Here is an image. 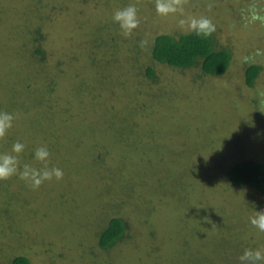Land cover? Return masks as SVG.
Returning a JSON list of instances; mask_svg holds the SVG:
<instances>
[{
	"label": "rangeland",
	"instance_id": "obj_1",
	"mask_svg": "<svg viewBox=\"0 0 264 264\" xmlns=\"http://www.w3.org/2000/svg\"><path fill=\"white\" fill-rule=\"evenodd\" d=\"M174 2L161 15L157 0H0V110L16 116L0 152L23 142L21 164L42 167L32 153L46 144L64 172L36 189L0 181V264H240L246 248L264 249L249 223L264 199L226 179L237 162L264 164V19H253L264 0ZM129 5L140 23L124 36L111 16ZM200 17L230 67L169 80L146 43ZM248 64L262 68L253 89ZM117 215L131 239L106 257L98 235Z\"/></svg>",
	"mask_w": 264,
	"mask_h": 264
},
{
	"label": "trees",
	"instance_id": "obj_2",
	"mask_svg": "<svg viewBox=\"0 0 264 264\" xmlns=\"http://www.w3.org/2000/svg\"><path fill=\"white\" fill-rule=\"evenodd\" d=\"M146 46L150 47L151 59L156 65V70L159 66H165L164 71H167L165 77L168 79L171 78L172 74H175V71L181 75L183 72L190 70L199 71L197 78L222 76L230 67L232 59L229 50L215 49L214 31L208 36L197 35L194 30L177 37L170 34L159 35L149 41V43H146ZM35 54L40 57V61H44L40 50H35ZM169 69L173 72H169ZM261 69V66L257 64H248L246 66L244 83L247 88H254ZM156 73L154 67L145 69V77L149 81H156V75H158ZM146 90L151 92L153 88L147 87ZM226 173V179L231 187L241 189V191L243 189L255 190L264 199V164L250 160L240 161L230 166ZM8 204L12 205L11 203ZM14 206L24 211L23 206ZM8 211L12 216L16 215L14 209H8ZM106 220L105 218L104 225ZM129 230V223L124 217H118V215L112 217L106 222V227L98 235V248L102 251L107 250L106 257H108L110 250L114 249L116 245L125 243L124 238H126ZM130 239V236L127 237L128 241ZM11 264H30V262L24 256H16L11 260Z\"/></svg>",
	"mask_w": 264,
	"mask_h": 264
},
{
	"label": "clouds",
	"instance_id": "obj_3",
	"mask_svg": "<svg viewBox=\"0 0 264 264\" xmlns=\"http://www.w3.org/2000/svg\"><path fill=\"white\" fill-rule=\"evenodd\" d=\"M158 14L167 15L177 11L174 0H157L155 5ZM253 19H264L253 16ZM111 20L118 25L124 36H129L139 26L138 10L135 5L117 9L112 13ZM189 27L197 35H210L215 26L212 21L205 17L192 18L189 21ZM16 116L12 112L0 110V139H3L13 128ZM26 145L23 142L16 141L11 145L10 152H0V181L8 180L14 176L24 181L33 189L39 188L45 181L53 179L59 181L63 178V169L59 167H49L50 151L46 144L35 148L32 153L34 161L42 165L35 167L32 164H21L20 154L24 151ZM253 210V215L249 217V223L259 232L264 233V209ZM240 264H264V249L246 248L239 256Z\"/></svg>",
	"mask_w": 264,
	"mask_h": 264
}]
</instances>
